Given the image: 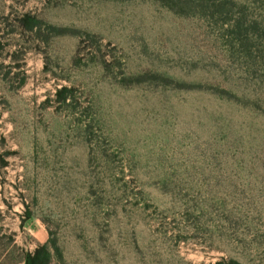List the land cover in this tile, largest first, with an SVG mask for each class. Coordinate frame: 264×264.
Here are the masks:
<instances>
[{
	"label": "rangeland",
	"instance_id": "rangeland-1",
	"mask_svg": "<svg viewBox=\"0 0 264 264\" xmlns=\"http://www.w3.org/2000/svg\"><path fill=\"white\" fill-rule=\"evenodd\" d=\"M0 264H264V0H0Z\"/></svg>",
	"mask_w": 264,
	"mask_h": 264
},
{
	"label": "trees",
	"instance_id": "trees-1",
	"mask_svg": "<svg viewBox=\"0 0 264 264\" xmlns=\"http://www.w3.org/2000/svg\"><path fill=\"white\" fill-rule=\"evenodd\" d=\"M27 257H28V260H29V259L33 258V255L30 253V254H28Z\"/></svg>",
	"mask_w": 264,
	"mask_h": 264
}]
</instances>
